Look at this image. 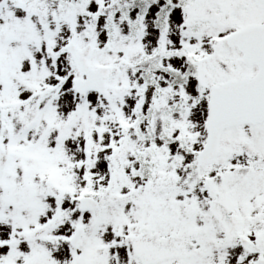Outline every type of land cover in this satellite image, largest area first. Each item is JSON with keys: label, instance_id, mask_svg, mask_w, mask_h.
<instances>
[{"label": "snow or ice", "instance_id": "obj_1", "mask_svg": "<svg viewBox=\"0 0 264 264\" xmlns=\"http://www.w3.org/2000/svg\"><path fill=\"white\" fill-rule=\"evenodd\" d=\"M0 264H264V0H0Z\"/></svg>", "mask_w": 264, "mask_h": 264}]
</instances>
